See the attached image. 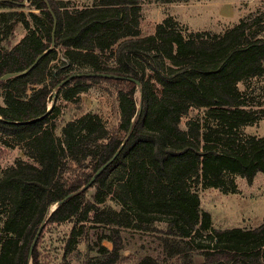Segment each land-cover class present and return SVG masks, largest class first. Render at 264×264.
I'll list each match as a JSON object with an SVG mask.
<instances>
[{
  "label": "trees",
  "instance_id": "1",
  "mask_svg": "<svg viewBox=\"0 0 264 264\" xmlns=\"http://www.w3.org/2000/svg\"><path fill=\"white\" fill-rule=\"evenodd\" d=\"M22 1L0 0V77L16 74L0 81V159L2 146H20L31 162L0 170V264H48L43 236L66 223L73 225L63 260L87 240L94 253L87 264H118L125 229L159 233V254L136 264H264V221L216 229L198 194L199 187L233 194L237 177L250 184L264 174V136L242 131L264 109L245 108L235 87L264 69V0L262 12L222 33L188 32L166 17L147 36L140 35L139 0H93L82 8ZM18 25L26 33L11 46ZM60 57L66 63L54 65ZM79 73L120 78L76 76L60 85ZM101 84L116 92V126L87 113L57 137L59 109L48 110L53 92L77 104ZM191 109L204 115L182 129Z\"/></svg>",
  "mask_w": 264,
  "mask_h": 264
},
{
  "label": "rangeland",
  "instance_id": "2",
  "mask_svg": "<svg viewBox=\"0 0 264 264\" xmlns=\"http://www.w3.org/2000/svg\"><path fill=\"white\" fill-rule=\"evenodd\" d=\"M70 1L76 8L88 7L93 0H65ZM263 0H188L164 2L161 0H139L140 5V35H151L158 23L166 17H172L184 30L207 31L222 33L232 28L241 20L252 17L263 11ZM27 4V2H26ZM1 11V10H0ZM26 11V10H25ZM25 30L16 26L10 45H15L24 35ZM66 61L60 57L54 65H63ZM242 95L245 108L264 109V69L258 74L241 77L235 84ZM116 92L107 84L92 86L82 92L80 102L73 104L62 99L60 94L53 92L48 103V110L53 106L59 109L56 119L57 137H61V128L69 121L75 120L87 113L98 114L108 127L116 126L118 111L115 100ZM135 99L139 104L140 92ZM202 109H191L180 121V127L186 129L189 120L201 118ZM242 131L246 135L264 136V118L255 124L245 126ZM31 162L20 146L13 148L1 147L0 170L14 165L16 160ZM237 192L224 194L214 188H198L200 207L210 214L212 226L216 229L243 228L251 229L264 221V174H257L252 183L248 184L243 178L237 177ZM92 190L89 191V194ZM112 205V204H111ZM52 208V207H51ZM72 223L54 225L43 236L41 248L47 255L48 264H87L94 253L89 250L87 240L81 242L77 250L63 260L64 241L67 239ZM163 229L162 224L157 225ZM91 235V232L89 236ZM123 249L118 264H136L143 256L149 254L157 256L159 246L157 234L121 230ZM91 237V236H90ZM110 247V244L104 242ZM201 262L200 257L195 258Z\"/></svg>",
  "mask_w": 264,
  "mask_h": 264
},
{
  "label": "water",
  "instance_id": "3",
  "mask_svg": "<svg viewBox=\"0 0 264 264\" xmlns=\"http://www.w3.org/2000/svg\"><path fill=\"white\" fill-rule=\"evenodd\" d=\"M26 1H28V0H23L21 3H19V5H24L25 3H26ZM53 46H54V40H52V44H51V46H50V48L49 49H51V48H53ZM47 51H45V52H43L42 54H40L36 59H35V61L32 63V65L25 71V72H27V71H29L32 67H34L37 63H38V61L40 60V58L46 53ZM16 74H14V73H7V74H5V75H3V76H1L0 77V81H4V80H6V79H8V78H11V77H14ZM76 76H100V77H105V78H120V77H118V76H114V75H109V74H100V73H88V74H83V73H79V74H72L69 78H67L66 80H64V81H62L61 83H60V85H62L63 83H65L66 81H68L70 78H72V77H76ZM132 80V79H131ZM132 81H134V80H132ZM135 82V84L139 87V82L138 81H134ZM118 153V152H117ZM117 153L116 154H114L113 155V157L109 160V161H107L106 163H104L94 174H93V176L91 177V179L88 181V183L83 187V189H88L93 183H94V181H95V179L103 172V170L115 159V157H116V155H117ZM63 201V200H62ZM62 201H60V202H57L56 204H54L53 206H52V208L50 209V212H53L56 208H57V206L62 202ZM48 216H50V214L48 215ZM46 221H47V219L45 220V221H43L42 222V224L40 225V227L38 228V230H37V232H36V234H35V236H34V238H33V241H32V243H31V245H30V248H29V255H31V253H32V250H33V248H34V246H35V244H36V242H37V239H38V237H39V235H40V233H41V231H42V228H43V226L45 225V223H46Z\"/></svg>",
  "mask_w": 264,
  "mask_h": 264
}]
</instances>
